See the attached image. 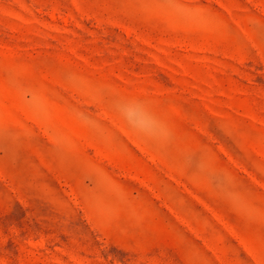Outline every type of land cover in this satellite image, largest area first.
Segmentation results:
<instances>
[{
	"label": "rangeland",
	"instance_id": "obj_1",
	"mask_svg": "<svg viewBox=\"0 0 264 264\" xmlns=\"http://www.w3.org/2000/svg\"><path fill=\"white\" fill-rule=\"evenodd\" d=\"M0 264H264V0H0Z\"/></svg>",
	"mask_w": 264,
	"mask_h": 264
}]
</instances>
